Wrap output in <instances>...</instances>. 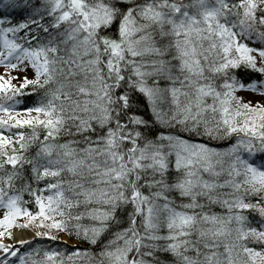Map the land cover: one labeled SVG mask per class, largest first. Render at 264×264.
Listing matches in <instances>:
<instances>
[{"label":"snow or ice","instance_id":"6c2138e0","mask_svg":"<svg viewBox=\"0 0 264 264\" xmlns=\"http://www.w3.org/2000/svg\"><path fill=\"white\" fill-rule=\"evenodd\" d=\"M0 68V264H264V0H0Z\"/></svg>","mask_w":264,"mask_h":264},{"label":"trees","instance_id":"16d2710c","mask_svg":"<svg viewBox=\"0 0 264 264\" xmlns=\"http://www.w3.org/2000/svg\"><path fill=\"white\" fill-rule=\"evenodd\" d=\"M13 75H14V73H13ZM13 83L15 84V83H17V81H13ZM228 142L229 141H212L211 143L213 144V146H216L219 149L223 150L224 148H226L228 146ZM63 236H65L69 240L76 243V246H69V245H66L64 242H62L61 240H62ZM61 240L58 242H49V241L37 239L35 244H32V247H36L37 245H40L43 247H52V248H57L58 250H61V251H65L68 254H70V251L74 248H81V249L90 248L89 245L79 243L77 240H75V238H69L67 235H64V234H62ZM78 264H79V262H78Z\"/></svg>","mask_w":264,"mask_h":264},{"label":"bare ground","instance_id":"6f19581e","mask_svg":"<svg viewBox=\"0 0 264 264\" xmlns=\"http://www.w3.org/2000/svg\"><path fill=\"white\" fill-rule=\"evenodd\" d=\"M15 233V235L17 236V238H20L21 237V235H23L25 238H31L30 237V234L29 233H27L26 231L25 232H14Z\"/></svg>","mask_w":264,"mask_h":264},{"label":"rangeland","instance_id":"374dc122","mask_svg":"<svg viewBox=\"0 0 264 264\" xmlns=\"http://www.w3.org/2000/svg\"><path fill=\"white\" fill-rule=\"evenodd\" d=\"M1 69H2V68H0V71H1ZM16 74H17V73H16ZM15 231H16V230H15ZM15 231H14V232H15ZM23 231H25V230H23ZM64 241L66 242V240H64ZM71 244H75V243H71ZM71 244H70V245H71ZM75 245H76V244H75Z\"/></svg>","mask_w":264,"mask_h":264}]
</instances>
